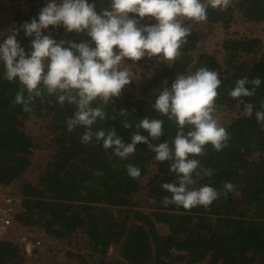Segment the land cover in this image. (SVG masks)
Here are the masks:
<instances>
[{
  "label": "trees",
  "instance_id": "trees-1",
  "mask_svg": "<svg viewBox=\"0 0 264 264\" xmlns=\"http://www.w3.org/2000/svg\"><path fill=\"white\" fill-rule=\"evenodd\" d=\"M24 1L30 6L26 13L16 14L14 27L17 28L33 18L38 20L41 9V5L35 3L38 0ZM107 3L108 0H97L98 10ZM237 9L248 21L264 22V0H240ZM233 12L231 7L226 10L209 7L208 19L201 24L220 23L228 29ZM141 23L152 24L146 18ZM48 29L49 32L44 30V34L51 33L57 41L79 43L89 39L85 34L66 32L63 26H49ZM6 38L0 39V43ZM32 39L26 37L22 29L17 36L26 53L32 50ZM187 39L188 44L181 49L177 60L171 66L165 65L142 89L138 98L123 89L113 104L105 105L107 118L98 120L93 130L114 128L128 144L136 132L135 123L148 116L164 121V133L159 140H152L143 129L139 134L149 137L154 145L165 143L175 137L178 126L152 107L165 86L164 82L167 81L170 88L178 73L190 74L201 66L217 71L222 84L218 89L216 107L238 104L239 99H243L245 103L255 104L256 108L251 118L243 113L225 127L231 135L228 147L216 151L209 144L205 155L192 157L200 160L202 168L208 169L210 175L197 179L190 187L210 185L223 192L225 182L236 186L234 192L214 201L210 209L197 206L185 210L175 204L165 207L162 201L165 196L171 198V193L161 186L177 179L170 171L171 161H157L155 153L143 143L138 144L135 153L126 159L116 156L111 149L106 151L103 143H97L95 139L89 144L82 143L81 137L86 129L78 126L68 132L66 127V120L75 111L73 105L67 102L61 105L54 96L45 93L43 100H35L31 113L23 111V106L15 103V95L22 85L18 78L15 82L4 78V66L0 62V186L11 185L28 169L30 157L38 147L23 130L24 122L46 115L55 151L38 181L21 186V211L17 220L24 227H41L46 235L68 244L75 234H85L88 250L68 253L76 264H197L207 260L209 264H264V124L258 123L255 117V111L261 110L260 104L264 102V51L251 65L235 61L242 55L255 54L263 41L225 40L226 57L221 65L207 54L194 59L199 40L194 27ZM245 76L262 80L255 95L230 97L228 93L235 82ZM245 87L250 91L253 88L251 84ZM240 107L243 110V105ZM125 110L127 119L132 122L131 128L123 126L125 116L121 111ZM256 154L260 156L257 160L254 159ZM128 164L140 169L139 179L128 175ZM152 164L155 171L145 187L155 210L144 213L133 208L136 207L135 196L143 189L142 181L149 175ZM160 223L169 226L168 235L158 231L157 224ZM117 247H120L121 255L115 261L108 250ZM21 254L18 244L0 242V264H22L19 262Z\"/></svg>",
  "mask_w": 264,
  "mask_h": 264
},
{
  "label": "clouds",
  "instance_id": "clouds-1",
  "mask_svg": "<svg viewBox=\"0 0 264 264\" xmlns=\"http://www.w3.org/2000/svg\"><path fill=\"white\" fill-rule=\"evenodd\" d=\"M229 5L230 0H108L98 10L97 0H49L40 10L38 20L33 18L19 28H12L0 43L4 78L9 82L18 78L22 87L15 95V103L22 105L25 112L31 113L35 100H43L45 93L54 96L61 105L66 102L73 105L75 111L66 120L67 131L83 126L86 130L81 142L84 144L95 139L103 143L106 151L111 149L116 156L126 159L143 143L155 153L157 161H171L170 171L177 179L161 186L171 193V198L165 196L162 201L165 207L175 204L185 210L197 206L210 209L214 201L236 188L231 182L224 183L223 192L210 185L190 187L197 179L210 175L200 160L192 157L205 155L209 144L216 151H222L229 146L231 138L215 116L218 89L222 84L217 71L201 66L190 74L178 73L170 88L164 82L152 107L178 126L175 137L165 143L154 145L149 137L139 134L143 129L152 140H159L164 133L162 119L143 117L135 123L136 132L128 144L114 128L94 131L93 125L98 120H106L104 106L113 104L125 86L136 79L135 62L156 57L171 66L188 44L193 27L207 21L208 8L226 10ZM144 18H154L157 22L144 25L141 23ZM49 26H63L66 32L85 34L89 39L79 43L57 41L51 33L44 34ZM21 29L26 37H33L30 53L17 40ZM126 60L133 63L128 64ZM261 83L259 77L245 76L235 82L228 95L253 97ZM248 84L253 86L251 91L245 87ZM240 105L251 118L256 105L239 99L237 109ZM260 109L255 111V117L258 123L264 124V102ZM121 114L125 116L123 126L131 128L127 111ZM127 172L133 179L141 175L133 164L127 165Z\"/></svg>",
  "mask_w": 264,
  "mask_h": 264
},
{
  "label": "rangeland",
  "instance_id": "rangeland-1",
  "mask_svg": "<svg viewBox=\"0 0 264 264\" xmlns=\"http://www.w3.org/2000/svg\"><path fill=\"white\" fill-rule=\"evenodd\" d=\"M240 0H230L229 7L234 9L233 21L229 28H225L222 24H196L194 30L198 32V43L193 53L194 59L198 60L202 55L207 54L214 58V60L224 65L226 51L223 48L225 40H242V39H259L263 41L262 46L255 54L242 55L235 59L238 64L251 65L257 60L264 51V22H252L245 19L240 11L237 9V4ZM49 0H38L35 3L41 5V9L47 5ZM60 2V0H57ZM29 4L24 0H0V39L6 37L10 30L14 27L15 16L17 13H26L29 9ZM228 7V8H229ZM40 9V10H41ZM39 10V12H40ZM152 24H155L154 18L149 19ZM49 32V29H45ZM132 64V61H125ZM167 65L166 62H161L158 58L144 57L135 62L133 72L136 74V79L125 86V90L131 92L136 98L141 95L142 89L149 85L154 80L161 69ZM151 74V76L149 75ZM237 104L229 106L216 107L215 116L222 126H229L235 119L243 115V110L240 107L237 109ZM48 117L35 116L32 119L25 121L23 130L29 134L35 143L38 145L37 149L30 157L31 165L28 169L20 175L11 185L4 187L0 186V193L20 196V189L24 183L34 184L38 181L44 166L51 161L55 151V145L52 142L51 134L47 128ZM259 154H256L254 159H259ZM263 157V155H262ZM155 165L149 168V175L143 181V189L135 196L136 207L133 209L148 213L155 210V206L148 198V191L146 184L150 175L154 174ZM157 229L162 235L170 233L169 226L163 223L157 224ZM30 238L40 240L41 246L34 254L29 257L21 254L20 263L22 264H76V262L68 256V253H85L88 249L86 247L87 237L82 232L73 236L71 244L66 241L57 239L46 235L41 227H26L25 232ZM108 254L116 261L120 259V247L110 248ZM197 264H209V261H202Z\"/></svg>",
  "mask_w": 264,
  "mask_h": 264
},
{
  "label": "built area",
  "instance_id": "built-area-1",
  "mask_svg": "<svg viewBox=\"0 0 264 264\" xmlns=\"http://www.w3.org/2000/svg\"><path fill=\"white\" fill-rule=\"evenodd\" d=\"M21 197L0 193V242L12 241L18 244L22 253L32 257L35 249L40 248L41 241L30 238L17 215L21 211Z\"/></svg>",
  "mask_w": 264,
  "mask_h": 264
}]
</instances>
